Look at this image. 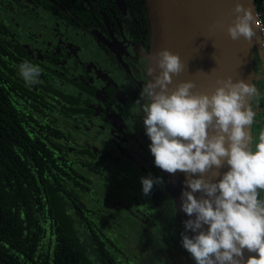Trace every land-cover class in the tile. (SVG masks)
Segmentation results:
<instances>
[{
  "label": "trees",
  "instance_id": "16d2710c",
  "mask_svg": "<svg viewBox=\"0 0 264 264\" xmlns=\"http://www.w3.org/2000/svg\"><path fill=\"white\" fill-rule=\"evenodd\" d=\"M1 1L0 264H194L180 247L183 225L164 182L145 197L139 181L79 163L62 143L56 85L44 68L38 84L20 76L9 0ZM254 1L264 27V0ZM118 201L140 211L134 216ZM137 217L148 223L137 225Z\"/></svg>",
  "mask_w": 264,
  "mask_h": 264
},
{
  "label": "clouds",
  "instance_id": "9594fccd",
  "mask_svg": "<svg viewBox=\"0 0 264 264\" xmlns=\"http://www.w3.org/2000/svg\"><path fill=\"white\" fill-rule=\"evenodd\" d=\"M232 11L228 36L251 41L257 15L240 2ZM18 68L27 85L39 83L38 65L24 60ZM156 68L158 75L147 68L148 80L136 102L145 101L142 121L154 166L169 174H185L177 210L187 216L180 247L194 264H264V198H258V189L264 190V132L254 147L250 133L256 86L228 77L218 81L221 86L211 95L194 94L192 81L169 91L172 76L184 68L180 57L162 50ZM207 173L212 179H205ZM139 183L147 197L163 180L149 173ZM245 250L257 255L246 259Z\"/></svg>",
  "mask_w": 264,
  "mask_h": 264
},
{
  "label": "flooded vegetation",
  "instance_id": "af4514ba",
  "mask_svg": "<svg viewBox=\"0 0 264 264\" xmlns=\"http://www.w3.org/2000/svg\"><path fill=\"white\" fill-rule=\"evenodd\" d=\"M123 1L125 8L115 0H9V39L14 65L29 60L56 85L61 141L77 161L109 165L125 183H136L160 171L144 134L145 101L136 102L148 80L151 35L145 0ZM258 62L260 70L256 55ZM258 79L254 76L257 95L251 100L252 147L264 130V86ZM114 204L134 216L140 211L137 203ZM136 219L139 226L148 223Z\"/></svg>",
  "mask_w": 264,
  "mask_h": 264
},
{
  "label": "water",
  "instance_id": "95a60500",
  "mask_svg": "<svg viewBox=\"0 0 264 264\" xmlns=\"http://www.w3.org/2000/svg\"><path fill=\"white\" fill-rule=\"evenodd\" d=\"M115 1L125 8L123 0ZM237 2L251 7L259 21L254 0H145L151 35L149 67L156 69L154 75L159 74L156 60L162 50L178 55L184 65L179 74L172 76L169 91L181 82L192 81L194 94L211 95L221 86L218 81L228 77L253 84L256 54L264 66L263 36L259 24L254 28L256 36L251 41L242 37L233 41L228 36L227 27L234 20L232 10ZM159 170L165 190L174 202L176 218L182 224L187 216L177 210L185 174ZM226 170V167L220 169L221 172ZM205 179H212L211 173L205 174ZM256 255L245 250L246 259Z\"/></svg>",
  "mask_w": 264,
  "mask_h": 264
},
{
  "label": "rangeland",
  "instance_id": "374dc122",
  "mask_svg": "<svg viewBox=\"0 0 264 264\" xmlns=\"http://www.w3.org/2000/svg\"><path fill=\"white\" fill-rule=\"evenodd\" d=\"M257 55V54H256ZM259 61V60H258ZM255 64V63H254ZM258 65H259V62L258 64L256 63V65H254V76L256 77H259V81H262V86H264V66H262V68H260V70H258ZM258 70V71H257ZM254 81V79H253ZM264 99V98H263Z\"/></svg>",
  "mask_w": 264,
  "mask_h": 264
},
{
  "label": "built area",
  "instance_id": "2783aa9c",
  "mask_svg": "<svg viewBox=\"0 0 264 264\" xmlns=\"http://www.w3.org/2000/svg\"><path fill=\"white\" fill-rule=\"evenodd\" d=\"M259 26H260V29L264 28L262 25H260V23H258ZM262 33V36H263V43H264V32H261Z\"/></svg>",
  "mask_w": 264,
  "mask_h": 264
}]
</instances>
